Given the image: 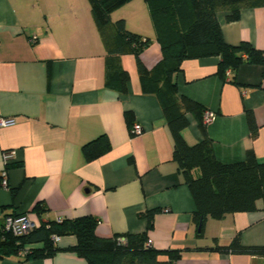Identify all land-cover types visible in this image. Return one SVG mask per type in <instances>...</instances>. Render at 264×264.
Segmentation results:
<instances>
[{"label":"crops","instance_id":"crops-1","mask_svg":"<svg viewBox=\"0 0 264 264\" xmlns=\"http://www.w3.org/2000/svg\"><path fill=\"white\" fill-rule=\"evenodd\" d=\"M217 16L227 43L249 42L264 51V6L242 8L238 20L226 11ZM122 18L130 31L151 39L141 59L153 68L162 50L147 2L132 0L111 15L113 22ZM106 53L88 0H0V117L15 119L0 125V177L4 170L8 175V187L0 184V221L28 214L41 225L90 215L101 237L147 232L156 250L192 248L174 264H264L248 253L195 250L227 245L239 233L243 245L264 246V199L260 210L208 218L201 234L158 98L142 92L133 54L121 58L130 74L128 93L107 88ZM219 62L218 56L185 60L176 76L178 94L216 113L206 131L219 160L242 161L253 150L264 161V66L245 63L223 79ZM128 111L142 134H132ZM190 120L183 134L195 144L204 135ZM101 135L110 149L87 160L84 145ZM6 152L14 153L9 164ZM38 203L47 209L42 215L34 210ZM154 209L148 229L145 213ZM75 243V236H63L53 256L12 255L0 257V264H89L65 249ZM168 260L159 255L161 263Z\"/></svg>","mask_w":264,"mask_h":264},{"label":"trees","instance_id":"trees-1","mask_svg":"<svg viewBox=\"0 0 264 264\" xmlns=\"http://www.w3.org/2000/svg\"><path fill=\"white\" fill-rule=\"evenodd\" d=\"M106 48L105 86L120 94H127L130 74L122 66V56L133 54L142 92L154 94L160 103L164 118L173 140V158L177 162L184 182L194 199L193 220L203 233L208 218L222 219L228 214L260 210L264 199V161L253 150H248L245 159L238 162L219 160L208 137L204 122L207 110L200 102L179 95L176 76L182 64L190 58L220 57L217 73L223 79L228 71L235 73L243 64L264 66V51L249 42L231 45L224 39L218 20V12L226 11L229 20H238L244 7L264 6V0H145L161 45L162 58L151 69L141 59L151 39L132 32L125 19L111 20L114 11L132 0H88ZM190 115L198 122L203 139L189 144L183 131L190 125ZM130 127L131 112H126ZM252 130L256 124L252 113L248 114ZM109 139L105 135L88 142L83 151L87 160H93L109 150ZM10 163V162H9ZM8 163V164H9ZM199 170L197 176L195 170ZM35 211L42 215L47 209L38 203ZM159 209L145 213L148 229ZM21 215V214H14ZM98 219L86 215L73 219L53 220L25 235L0 230V257L19 256L24 260L39 259L55 255L62 250L53 237L73 235L76 243L65 249L85 258L89 264H174L191 247L159 251L146 247L147 232L128 233L124 244L117 241L119 235L101 237L96 233ZM248 253L264 258V246H245L240 233L229 244H214L196 247L195 250ZM168 254L167 262H160L159 255Z\"/></svg>","mask_w":264,"mask_h":264},{"label":"built area","instance_id":"built-area-1","mask_svg":"<svg viewBox=\"0 0 264 264\" xmlns=\"http://www.w3.org/2000/svg\"><path fill=\"white\" fill-rule=\"evenodd\" d=\"M31 40L35 41L36 37H32ZM215 117H216V113L212 110L207 109L205 111V114H204L205 124H209L210 122H212L215 119ZM14 123H15L14 118H2V117H0V125L1 126L12 125ZM131 131H132V134L139 135V134H142L144 129L140 123L135 122L131 126ZM13 156H14L13 152L4 153L5 162L8 163L9 161H11ZM0 184L4 187H8L7 170H4L1 173ZM56 220L61 221L62 218L58 217ZM36 227H37L36 222L33 219H31L28 214L7 215L0 221V230L1 231L12 232L15 235L28 234L30 231H32ZM53 240L55 243H57L60 241V237L54 236ZM117 241L120 244H124L126 241V238L123 235H119L117 237ZM145 245H146V247L152 246V240L148 239ZM20 254H24V252H20Z\"/></svg>","mask_w":264,"mask_h":264}]
</instances>
